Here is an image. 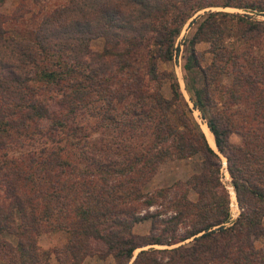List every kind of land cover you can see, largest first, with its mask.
Returning <instances> with one entry per match:
<instances>
[{
  "label": "trees",
  "instance_id": "1",
  "mask_svg": "<svg viewBox=\"0 0 264 264\" xmlns=\"http://www.w3.org/2000/svg\"><path fill=\"white\" fill-rule=\"evenodd\" d=\"M45 3L17 0L0 11L2 264H83L91 255H110L112 264H264V244L255 245L264 238V59L250 42L264 20L206 12L185 41L184 88L217 152L188 115L174 73L159 70L195 12L217 4L264 13V0ZM216 18L237 27L239 51L220 43ZM95 38L103 45L94 52ZM199 41L216 46L205 66ZM223 71L229 84L216 81ZM217 93L222 104L211 111ZM233 131L238 144L228 139ZM194 155L199 168L184 181L146 190L161 163ZM145 220V233L132 231ZM53 232L64 242L40 248L38 236Z\"/></svg>",
  "mask_w": 264,
  "mask_h": 264
},
{
  "label": "rangeland",
  "instance_id": "2",
  "mask_svg": "<svg viewBox=\"0 0 264 264\" xmlns=\"http://www.w3.org/2000/svg\"><path fill=\"white\" fill-rule=\"evenodd\" d=\"M66 0H46L45 5L48 8H51L55 5L63 4ZM214 3H216L218 0H213ZM17 4V0H5L4 3L0 6V11L6 14H9L12 10H14V7ZM214 11H220V12H227V13H236V14H245V16H248L249 19H255V20H264V13H259L256 11H247L242 8H237L233 6H221L214 4L212 6L205 7L203 9L198 10L195 12L190 18H188L185 23L182 25L181 30L176 37L174 41V46L178 48L176 55L172 58V60L168 63L159 64V70L165 69L170 70L174 73V76L178 82L179 90L181 92L183 100L186 102V111L188 115L195 121V123L198 125V127L202 130L205 138H206V132H205V118H203L202 114L193 107L192 100L190 99L189 94L186 92L184 88V82H183V69H182V63H183V54H184V44L187 38H189L197 24L200 22V20L204 17V14L206 12H214ZM217 22H221V26H224L223 33L220 35V43L222 45H226L228 47H232L236 51H239L242 46H244V43L240 41L238 37V30L237 27L234 25H231L230 20L227 18H224V20L220 18H216ZM253 43V46L251 48L252 53L260 56L262 59H264V33H262L259 37L255 38L254 40L250 41ZM103 45V40L101 38H95L92 39L89 42V50L90 51H100ZM195 50L198 51L200 56V63L202 66H205L210 63L211 59L214 56V52L216 50L215 45H211L207 41H199L195 45ZM231 79V74L229 72L223 71L220 75L217 76L216 81L220 84H229V81ZM161 86V93L165 96H169V89L167 86V81L165 80ZM221 99H219V94L217 93L215 96L216 101V107L211 108V111H216L220 108V102ZM232 122H240V118L238 115H234L232 117ZM207 127V126H206ZM228 139L233 144L240 143V136L233 131L228 136ZM207 143L209 144L207 138ZM210 145V144H209ZM211 146V145H210ZM212 147V146H211ZM219 154V153H218ZM221 159V165H220V180L226 187L228 191L229 196V212L231 214V218L234 219L239 209L237 207L234 192L232 189V186L230 185V178L227 174L226 168H225V159L224 157L219 154ZM199 161L200 158L198 155H194L192 157L188 158H182V159H176V160H169L166 162H163L159 165L156 174L151 179L150 182L146 184V190H152L154 188L158 187H167L170 186L175 180L179 179L181 181H184L191 173L196 172L199 168ZM188 196L193 199L194 194L189 191ZM154 207L149 208L152 210ZM262 222L264 224V218L262 219ZM149 227V221L145 220L143 222H140L133 226L132 231L135 233H145L148 230ZM11 239V241L14 242V239L12 237H6ZM65 236L62 232H53V233H43L38 236L37 238V245L42 249H54L58 248L63 242H64ZM264 244V238L258 240L255 245L256 246H262ZM154 247H163V246H157L154 245ZM145 248V247H144ZM141 248H137L133 252V256L137 253V251ZM133 258V257H132ZM51 262L55 263V259L53 256L50 257ZM83 264H112L113 260L110 255H107L105 257H98L97 255H91L86 256L82 262ZM0 264H2V261L0 260Z\"/></svg>",
  "mask_w": 264,
  "mask_h": 264
},
{
  "label": "bare ground",
  "instance_id": "3",
  "mask_svg": "<svg viewBox=\"0 0 264 264\" xmlns=\"http://www.w3.org/2000/svg\"><path fill=\"white\" fill-rule=\"evenodd\" d=\"M205 132H206V138L209 144L213 147L214 143H213L212 134L210 133L209 129L206 126H205Z\"/></svg>",
  "mask_w": 264,
  "mask_h": 264
},
{
  "label": "water",
  "instance_id": "4",
  "mask_svg": "<svg viewBox=\"0 0 264 264\" xmlns=\"http://www.w3.org/2000/svg\"><path fill=\"white\" fill-rule=\"evenodd\" d=\"M210 146V145H209ZM211 147V146H210ZM214 151H216L217 152V150H216V148H215V146L213 145V147H211Z\"/></svg>",
  "mask_w": 264,
  "mask_h": 264
},
{
  "label": "built area",
  "instance_id": "5",
  "mask_svg": "<svg viewBox=\"0 0 264 264\" xmlns=\"http://www.w3.org/2000/svg\"><path fill=\"white\" fill-rule=\"evenodd\" d=\"M230 217H231V214H230Z\"/></svg>",
  "mask_w": 264,
  "mask_h": 264
}]
</instances>
